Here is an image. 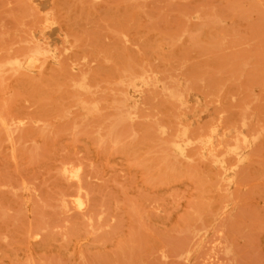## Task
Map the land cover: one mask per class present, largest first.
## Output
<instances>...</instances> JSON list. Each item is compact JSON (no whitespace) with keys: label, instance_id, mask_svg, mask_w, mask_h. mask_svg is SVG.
Returning a JSON list of instances; mask_svg holds the SVG:
<instances>
[{"label":"rangeland","instance_id":"obj_1","mask_svg":"<svg viewBox=\"0 0 264 264\" xmlns=\"http://www.w3.org/2000/svg\"><path fill=\"white\" fill-rule=\"evenodd\" d=\"M0 264H264V0H0Z\"/></svg>","mask_w":264,"mask_h":264},{"label":"bare ground","instance_id":"obj_2","mask_svg":"<svg viewBox=\"0 0 264 264\" xmlns=\"http://www.w3.org/2000/svg\"><path fill=\"white\" fill-rule=\"evenodd\" d=\"M38 4H39V6H41V7H44V6H46V4H48L49 2H50V0H35Z\"/></svg>","mask_w":264,"mask_h":264}]
</instances>
